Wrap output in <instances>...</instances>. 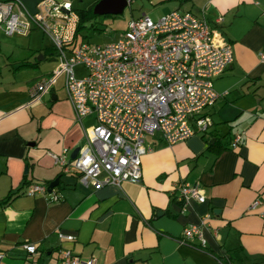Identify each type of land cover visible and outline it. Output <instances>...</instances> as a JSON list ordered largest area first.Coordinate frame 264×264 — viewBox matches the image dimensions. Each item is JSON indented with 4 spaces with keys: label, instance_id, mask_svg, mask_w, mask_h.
I'll use <instances>...</instances> for the list:
<instances>
[{
    "label": "crops",
    "instance_id": "crops-1",
    "mask_svg": "<svg viewBox=\"0 0 264 264\" xmlns=\"http://www.w3.org/2000/svg\"><path fill=\"white\" fill-rule=\"evenodd\" d=\"M21 1L35 11L43 0ZM171 1V11L203 15L214 45H230L233 61L213 80L219 97L203 111L211 119L205 133L191 120L193 135L172 145L159 133L145 137L151 150L141 156L138 183L93 189L74 170L63 172L47 152L67 149L71 158L91 125L84 121L93 119L76 121L58 79L34 100V87L55 63L39 64L40 75L29 79L22 66L28 56L0 46L10 53L0 68V264H54L64 248L95 264H257L264 257V0L163 2ZM39 58L56 59L51 52ZM237 133L242 139L232 148ZM55 179L56 201L24 193L30 183ZM185 183L199 185L206 200L184 205L178 196ZM190 225L199 227L204 246L181 241ZM26 243L38 246L35 255Z\"/></svg>",
    "mask_w": 264,
    "mask_h": 264
},
{
    "label": "built area",
    "instance_id": "built-area-1",
    "mask_svg": "<svg viewBox=\"0 0 264 264\" xmlns=\"http://www.w3.org/2000/svg\"><path fill=\"white\" fill-rule=\"evenodd\" d=\"M77 24L68 0H43L35 11L21 0H0V36L39 30L59 59L52 74L36 84L32 98L39 99L62 75L76 121L82 124L86 117L93 119L90 127L83 128L84 142L74 158L66 156L67 149L47 154L63 172L74 170L80 183L93 189L138 183L141 156L151 150L145 144L147 135L159 133L172 145L193 135L191 120L198 132L207 131L211 119L203 111L219 97L213 80L232 63V47L214 45L212 27L203 15L191 12L175 10L155 20L141 14L128 22L117 41L106 44L73 43ZM258 57L264 63V51ZM77 66L85 70L82 76L76 75ZM241 139V133L235 134L231 147L236 148ZM24 193L59 199L43 183L28 184ZM178 198L184 205L191 199L206 200L199 185L189 183L179 188ZM259 203L255 199L250 209ZM60 237L74 239L72 235ZM193 238L205 245L198 226L184 227L181 241L188 243ZM24 248L30 255L38 251L33 243ZM5 256L0 252V260ZM95 263L93 256L83 258L64 248L54 264Z\"/></svg>",
    "mask_w": 264,
    "mask_h": 264
},
{
    "label": "rangeland",
    "instance_id": "rangeland-1",
    "mask_svg": "<svg viewBox=\"0 0 264 264\" xmlns=\"http://www.w3.org/2000/svg\"><path fill=\"white\" fill-rule=\"evenodd\" d=\"M73 8L76 10H86L89 11L94 7L99 0H69ZM131 3L125 8L121 15L117 16H97L94 20L87 21L84 23L85 28L81 31L78 41L89 42L93 44H106L112 43L118 40L120 34H122L128 25V22L138 17L141 14L149 16L151 19L155 20L165 13H168L172 9L177 7V2H163L164 0H158L157 2L150 3L148 0H130ZM98 28L97 31L95 30ZM0 46H11L16 49V52H21V54L28 56L30 63H36L37 66H26L23 68V76L29 79L35 80L36 77L40 75L39 64L54 66L52 63H55V68L58 66L59 59L55 61L50 58L41 63L39 61L40 54L44 52L45 48L50 47V41L44 37L43 33L39 30H32L31 32L25 34L15 35L13 37L2 36L0 38ZM10 54V53H9ZM9 54L0 53V68L3 67L9 58ZM50 57V56H49ZM40 65V66H41ZM53 70V71H54ZM77 76H82L85 73V70L82 66H77L75 68ZM41 78L40 80H42ZM57 85L64 87V76L60 75L57 78ZM32 80V81H33ZM93 122V121H92ZM91 120H85L84 124H92Z\"/></svg>",
    "mask_w": 264,
    "mask_h": 264
},
{
    "label": "water",
    "instance_id": "water-1",
    "mask_svg": "<svg viewBox=\"0 0 264 264\" xmlns=\"http://www.w3.org/2000/svg\"><path fill=\"white\" fill-rule=\"evenodd\" d=\"M129 0H99L98 3L93 8L94 15L97 16H117L121 15L125 8L128 6ZM41 58V57H40ZM39 58V59H40ZM79 148H76L72 154L71 158H74L78 153ZM58 179L50 182L48 187L49 189L57 185Z\"/></svg>",
    "mask_w": 264,
    "mask_h": 264
},
{
    "label": "trees",
    "instance_id": "trees-1",
    "mask_svg": "<svg viewBox=\"0 0 264 264\" xmlns=\"http://www.w3.org/2000/svg\"><path fill=\"white\" fill-rule=\"evenodd\" d=\"M93 8L94 7H92V9H90L89 11H86V10H74V12L76 13V15L78 17V24H77V27H76L75 38H74V42L73 43L78 41V38H79V35H80L81 31L85 28L84 23L87 22V21L91 22V20H94L97 17V15H94V13H93ZM95 30L101 31V30H98V28H96ZM54 50L55 49L52 46L47 47V48H45L43 54L47 53V52L48 53L51 52V53L54 54L55 53ZM22 66H37V65H36V63L34 64V63H30V62H25V63L22 64ZM217 140H219V139L216 138V141L214 143H211V145L209 147L210 148L211 147H215ZM257 264H264V257L260 261H258Z\"/></svg>",
    "mask_w": 264,
    "mask_h": 264
}]
</instances>
